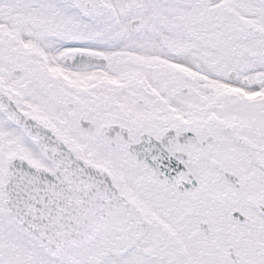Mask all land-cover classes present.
Segmentation results:
<instances>
[{
  "label": "snow or ice",
  "instance_id": "obj_1",
  "mask_svg": "<svg viewBox=\"0 0 264 264\" xmlns=\"http://www.w3.org/2000/svg\"><path fill=\"white\" fill-rule=\"evenodd\" d=\"M0 264H264V0H0Z\"/></svg>",
  "mask_w": 264,
  "mask_h": 264
}]
</instances>
